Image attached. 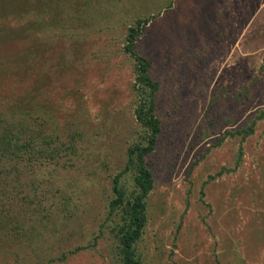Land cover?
Instances as JSON below:
<instances>
[{
	"label": "rangeland",
	"instance_id": "374dc122",
	"mask_svg": "<svg viewBox=\"0 0 264 264\" xmlns=\"http://www.w3.org/2000/svg\"><path fill=\"white\" fill-rule=\"evenodd\" d=\"M138 20L160 120L138 255L264 264V0H0V116L73 149L13 187L1 176L36 208L16 217L0 203V264H118L106 217L143 135L124 50ZM119 181L134 187L128 172Z\"/></svg>",
	"mask_w": 264,
	"mask_h": 264
},
{
	"label": "trees",
	"instance_id": "16d2710c",
	"mask_svg": "<svg viewBox=\"0 0 264 264\" xmlns=\"http://www.w3.org/2000/svg\"><path fill=\"white\" fill-rule=\"evenodd\" d=\"M145 22L138 20L134 26L128 27L124 44L125 52L133 58L132 87L136 92L134 114L143 127V135L127 148L124 170L117 173L112 180L114 197L108 203L106 223L113 239V252L118 264H144L137 253V244L147 223L146 198L154 185L152 172L147 167L145 158L154 149L160 132V120L156 115L155 103L159 85L150 75V62L134 50L136 39L140 36L142 24ZM262 116L263 112L257 118ZM17 124L16 126L0 116V178L12 177L10 179L12 187L18 182L21 173L30 172L35 167L53 162L59 152H62V147L66 148L64 151L73 150L70 144L60 143L59 146L52 147L53 139L48 136H44L37 143L40 132L24 122ZM254 125L255 120H252L245 128L236 131V134L241 135L243 140L253 133ZM124 172H128L134 182V187L129 192L119 181ZM1 180L7 181V178ZM35 201L36 199L20 190H15L14 194L8 193L5 187L0 190L1 206L2 208L11 206L7 208L10 210V216L17 217L27 213V208L33 212L36 206L32 204ZM18 206L23 207L24 211H20ZM1 212L3 213V210ZM4 217H7V214ZM1 223L4 227L3 222ZM20 230L23 233L28 232L21 227Z\"/></svg>",
	"mask_w": 264,
	"mask_h": 264
}]
</instances>
